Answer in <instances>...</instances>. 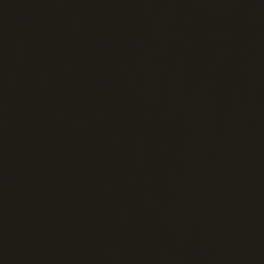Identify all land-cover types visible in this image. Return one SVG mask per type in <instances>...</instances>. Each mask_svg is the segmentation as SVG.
<instances>
[{"label": "water", "instance_id": "obj_1", "mask_svg": "<svg viewBox=\"0 0 264 264\" xmlns=\"http://www.w3.org/2000/svg\"><path fill=\"white\" fill-rule=\"evenodd\" d=\"M0 264H264V0H0Z\"/></svg>", "mask_w": 264, "mask_h": 264}]
</instances>
